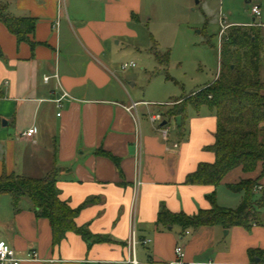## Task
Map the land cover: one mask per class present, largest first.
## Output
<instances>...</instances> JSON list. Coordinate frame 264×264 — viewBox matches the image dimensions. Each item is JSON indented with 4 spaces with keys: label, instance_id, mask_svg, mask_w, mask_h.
<instances>
[{
    "label": "crops",
    "instance_id": "crops-1",
    "mask_svg": "<svg viewBox=\"0 0 264 264\" xmlns=\"http://www.w3.org/2000/svg\"><path fill=\"white\" fill-rule=\"evenodd\" d=\"M0 4H7L14 17L36 21L33 49L18 45L0 24V175L42 179L55 169L60 200L79 209L75 224L89 234L83 239L68 233L53 248L49 223L35 217L31 203L22 199L17 213L10 203L5 217H0V241L18 259L34 251L39 260L47 261L21 264H125L131 233L142 264H168L177 246L183 248L184 264L258 263L259 259L251 261L248 251L264 252V228L259 225L251 228L252 235L240 227L182 230L156 225L162 207L187 216L209 210L207 197L213 193L219 208L234 210L242 194L231 193L226 186L259 176V168L250 174L237 168L216 188L185 183L198 165L214 162L207 148L215 141V113L206 105H187L176 125L177 117L166 112L212 84L219 70L212 83L164 105L138 101L125 88L119 73L123 64L115 62L120 47L140 52L132 42L149 21L146 0H0ZM251 17L249 25L227 24L221 30L252 24L264 28ZM45 77L50 78L48 83ZM62 91L70 98L58 109L55 101ZM132 104L137 105L130 114L126 109ZM153 115H160L162 122L151 123ZM164 122L170 125L166 140L158 131ZM30 129L34 136L23 137ZM228 194L240 196L233 207L221 198ZM222 232L244 233L245 241L239 247L217 248ZM145 240L149 242L143 245Z\"/></svg>",
    "mask_w": 264,
    "mask_h": 264
},
{
    "label": "trees",
    "instance_id": "trees-1",
    "mask_svg": "<svg viewBox=\"0 0 264 264\" xmlns=\"http://www.w3.org/2000/svg\"><path fill=\"white\" fill-rule=\"evenodd\" d=\"M0 24L5 27L17 44L31 41L36 21L29 17H14L7 4H0ZM151 54L159 67H166L169 55L160 54L151 48ZM264 68V29L259 26L231 27L219 48V73L217 79L195 95L179 110L167 113L168 117H180L187 105H206L215 113L217 125L215 141L207 150L214 155L212 164H200L186 177L185 183L191 186L218 187L233 170L240 168L245 174L260 169L254 179L241 180L230 184L226 189L234 194H242V199L234 210L219 208L214 193L207 197L211 208L200 210L196 215L172 214L162 207L156 218V225L164 229L179 227L182 230H196L201 227L219 226L224 230L234 227L250 231L260 225V209L264 208V187L255 189L264 177V83L260 81V71ZM98 155L115 160L109 154L98 151ZM56 170L42 179H30L13 174L0 175V196L11 200L14 212L18 205L27 199L36 218L46 219L51 229V245L57 247L68 233L83 239L89 234L75 224L79 209H71L59 198ZM251 261L261 259L264 252L248 251Z\"/></svg>",
    "mask_w": 264,
    "mask_h": 264
},
{
    "label": "rangeland",
    "instance_id": "rangeland-1",
    "mask_svg": "<svg viewBox=\"0 0 264 264\" xmlns=\"http://www.w3.org/2000/svg\"><path fill=\"white\" fill-rule=\"evenodd\" d=\"M146 4L150 9L149 21L132 42L140 52L120 47L115 63L134 64L133 68L119 70L125 88L133 92L135 100L150 101L153 105H164L172 98L189 95L214 81L219 70L218 48L227 34L226 29L221 30L224 26L251 24L253 6L260 8L261 16L256 23L264 24V0H146ZM153 44L157 51L169 55V64L164 70L149 54ZM260 81L264 83V68L260 71ZM195 98H183L166 113L179 110ZM228 196H231L230 201ZM228 196L221 198H227V207H233L240 196ZM10 203L9 197L0 198V217H5L4 208H9ZM259 214L261 224L258 228H264V208ZM241 234L224 236L222 232L216 247H239L245 241Z\"/></svg>",
    "mask_w": 264,
    "mask_h": 264
},
{
    "label": "built area",
    "instance_id": "built-area-1",
    "mask_svg": "<svg viewBox=\"0 0 264 264\" xmlns=\"http://www.w3.org/2000/svg\"><path fill=\"white\" fill-rule=\"evenodd\" d=\"M251 14L254 18L258 19L261 15L260 14V8L258 6H253L251 8ZM251 26H259V25L258 24H252ZM133 67H134L133 63L123 64L121 66V70H126L128 68H133ZM54 78L57 80L58 79L57 75H55ZM49 79H50L49 77L43 78L44 83H48ZM68 98H70L68 96V94L62 91V95H61L60 99L55 101L57 108L60 109L61 108V105H60L61 101L64 99H68ZM136 105L137 104H132L129 108L126 109V111L131 114V112H133L135 110ZM57 116H60V115L57 114ZM149 119H150L151 123H160L163 120L160 115L150 116ZM158 131H159L161 137L164 140H166L168 138V134L170 131V125L168 123H165V125L158 127ZM22 136L25 138H32L34 136V129L28 130ZM261 189H262V186H258V187H256L255 191L260 192ZM148 242H149L148 240L147 241L145 240V241H142V244L145 245ZM136 245H137V241L134 237V234L131 233L130 239L128 242V252L129 253H128V258L125 261V264H142L137 260L136 255H135ZM183 259H184L183 248L181 246H177L174 250V260L169 262L168 264H184ZM23 262H42V263H45L47 261L39 260L37 257V254L34 251L28 252L23 259H18V258H16L14 251L8 245H6V243L0 241V264H21ZM49 263H51V262H49ZM255 264H264V255H262L259 262L255 263Z\"/></svg>",
    "mask_w": 264,
    "mask_h": 264
},
{
    "label": "water",
    "instance_id": "water-1",
    "mask_svg": "<svg viewBox=\"0 0 264 264\" xmlns=\"http://www.w3.org/2000/svg\"><path fill=\"white\" fill-rule=\"evenodd\" d=\"M179 121H180V118L177 117V118L175 119L176 125H179ZM5 125H6V123H5V122H2V126H5ZM163 125H165V122L162 123V126H163ZM257 262H258V261H257Z\"/></svg>",
    "mask_w": 264,
    "mask_h": 264
}]
</instances>
